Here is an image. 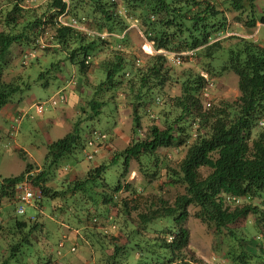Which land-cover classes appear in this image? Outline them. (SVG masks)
<instances>
[{"label":"trees","instance_id":"obj_1","mask_svg":"<svg viewBox=\"0 0 264 264\" xmlns=\"http://www.w3.org/2000/svg\"><path fill=\"white\" fill-rule=\"evenodd\" d=\"M40 1L0 0V7L9 4L0 11V111L28 88L23 81L31 80L28 69L35 65L39 75L33 82L47 87L56 79L63 85L56 98L69 100L64 88L70 86L80 117L70 132L47 146L41 167L28 163L19 151L27 162L25 169L0 180V197L16 200V186L27 181L40 193L33 209L50 202L53 212L66 210L80 224L74 226L98 249L97 264H146L142 251L150 257L147 264H212L196 259L189 246L185 227L189 207L213 230L218 247L236 242L237 248L226 256L230 264H264V42L233 36L212 42L226 26L215 0H67L65 20H74L85 30L58 22L67 8L62 0L26 8ZM254 1L228 0L227 6L238 13L250 11L254 18L247 27L251 28L259 14ZM263 13L258 15L262 27ZM133 22L161 53L145 61L136 55L128 45L127 29ZM13 46L16 52L10 50ZM187 51H193L192 60L180 55ZM189 61L198 68L186 66ZM10 66L14 75L6 80ZM222 72L236 76L238 96L231 102L211 99L205 107L207 79ZM107 105L115 110L114 116L122 107L130 111L125 148H110L111 158L104 164L60 168L61 160L86 145L97 156L99 146H110L111 135L120 128L116 118L110 136L91 126L85 141L81 126L83 121L98 122ZM143 117L146 127H141ZM161 149L184 152L175 166L169 164L172 159L164 162L165 179L183 190L171 202L153 189L162 175L157 171ZM85 157L92 159L89 154ZM119 159L118 182L108 187L104 172ZM131 161L140 169L144 162L152 168L144 173L145 185H122ZM81 170V177L74 175ZM57 175L54 189L47 182ZM122 189L120 199L116 194ZM115 207L117 215L111 216ZM249 216L254 233L248 239L238 238L237 223ZM7 217L0 218V242L6 243L0 264H57L63 254L61 243L42 239L45 224L40 225L36 216L27 222ZM167 218L172 219L171 227L148 230L151 223ZM111 232L119 235L114 242L107 240Z\"/></svg>","mask_w":264,"mask_h":264},{"label":"rangeland","instance_id":"obj_2","mask_svg":"<svg viewBox=\"0 0 264 264\" xmlns=\"http://www.w3.org/2000/svg\"><path fill=\"white\" fill-rule=\"evenodd\" d=\"M45 1L46 0H41L40 2H38L37 5L35 4L26 8L36 7L40 4H43ZM216 1L218 3L220 2V18H223L225 20L226 26L224 33L217 36L215 39L212 40V42L220 41L224 38L231 36L242 39H252L261 43L264 42V27L261 26V23L258 20V15L264 12V0L254 1L255 10L259 14H256L255 16V27L251 28L247 27V23L250 21V19L254 18L250 11L244 10L243 12L238 13L231 10L230 7L227 6L228 0H215V2ZM7 6H9V4L1 6L0 11L1 9H4ZM133 26L131 27L132 29L129 28L130 30L128 36V45L131 47L132 50H134L136 55L142 61H145L146 57L153 53V49L151 45L147 43L142 31ZM259 28L263 30H260V32L258 33ZM44 43L46 42L44 41ZM146 44H149L150 47ZM15 47L16 46H13L12 48H10V50L16 52ZM150 48L151 53H148ZM186 66L195 67L196 65H194L193 61H189V64H187ZM196 67L198 68V66ZM28 71H30L31 80L28 82L23 81L26 86L29 85L28 88H25L19 93L15 94L10 102H17V104H19V109L20 111L24 112V117L20 121H10L7 122V124L4 123L3 118H0V180L20 175L24 171L27 162L32 165L35 164L38 167H41L44 164L47 146L52 142L64 137L68 132H70L73 128V125L80 117L79 109L71 106V101L69 102L68 100H66L65 104L60 105L56 108H53L46 104L45 111L41 115L36 114L33 107H31V109H28L29 107L27 102H29L31 105L37 101H47L55 94L57 90L63 87V85L60 84V82L56 79L51 80L50 84L47 87H43L39 83L33 82L39 75V69L35 65L31 68V70L29 68ZM9 75L5 77L6 80L7 78L9 79L14 75L11 72V66L9 68ZM212 79L214 80V82L213 86L209 90V94L213 102H231L238 96L237 78L233 73H218L213 76ZM64 92L67 95V98L71 99L70 86L65 87ZM170 94L174 95V91L170 92ZM63 110H66L65 114L61 113ZM116 113V116H114L115 110L111 107L109 108V105H107L102 115L99 117L98 122H81V126L83 128L82 136L86 141L87 130L91 126H94L96 130L101 131L110 136V131H112L110 126H112L113 124V118H116L117 123L120 124V128L115 130V132H113V135H111V139L109 140L110 146L105 144V146H101L102 151L100 153V156L104 155L107 158L97 156V153L93 154V149L86 145L84 147V150H78L72 157H68L67 159L64 158L63 160H61L60 168H63L66 165L74 168L91 164H104V161L106 159L111 158L112 152H110V148L117 150L125 148L128 143V139L130 138V111L128 108L122 107L118 110V112L116 111ZM58 115L61 120L59 119ZM144 118L145 117H143V120L141 122V127H146ZM60 121H62V123ZM19 151H23L25 153L27 162L22 160ZM171 153L173 154L171 155ZM183 153L184 152L179 149H161L159 150V152H157V171L158 174L162 175L161 178L153 182V189L154 193H160L163 198L168 200L169 202L173 201L175 197L182 193L183 190L181 188L175 187L173 184H171L165 179L164 162L167 159H172V162H169V164L171 166H175L176 163L183 156ZM86 154L91 155L92 159L88 161L85 157ZM121 163L122 161L121 159H119V161L110 164L106 168L103 178L105 179V182L108 187L114 188L117 184L118 177L121 172ZM143 166L144 168L140 169L137 162L131 161L129 168L130 174L127 180H121L122 185L124 186L126 183H136L142 186L145 185V183H147L148 181V178H146L144 173H151L152 168L150 167L149 163L146 162H144ZM82 173V170L81 172H77L75 174L73 172L72 176L74 174L76 176L81 177ZM206 173V170L201 171V174L203 175H205ZM61 175H64V173H61ZM57 177L58 175L47 182L48 185L51 186V188H56ZM116 195L120 199H123V189ZM0 203L1 217L2 215L5 218L9 216L13 220L16 219L18 221L27 222L30 217L36 216L40 225H46L44 227V230L42 231L43 234H41L40 236L42 237V239L44 237L47 242H53L56 244L57 241L60 240V243L64 245V242L70 238L72 243L71 246H75L76 248V252L73 253L75 260L72 262V264H97V258L99 257L98 249H96L95 246H92L91 243L87 241V239L84 237L83 233H81L79 228H76L74 226L80 224L76 222L77 220L70 217L66 210L60 212L58 208L55 212H53L51 203L47 202L45 204L43 203L40 210H35L32 206H25V214L17 215L15 212L17 204H14L13 200H10L9 198L0 197ZM194 213L195 209L189 207V215L185 223V227L188 229L190 234L189 246L194 250L195 254L193 255L195 256V258L202 260L204 263L230 264V262L226 259V256L228 254V251H231V249L233 248H237L236 242L231 241L227 244H223L221 247H218L215 242L213 230L211 228H208L207 226L202 224L197 218H195ZM110 215H117L116 207L113 208ZM2 223L3 222H0V224ZM171 225V218L157 220L149 225L151 226V229L148 230L153 231L157 228H161L162 226L169 228L171 227ZM254 230L255 226L253 224L252 217L249 216L245 220H242L237 223L235 233L238 238L242 236L248 239L251 238L252 234L254 233ZM116 237H119V235L115 234L114 232H111L109 236H107V240H109L110 242H114L115 239L117 240ZM65 246L66 249H62V252H69V248L71 246ZM143 246L145 247V245ZM5 249L6 243L3 244L2 242H0V258ZM56 250L57 246L55 245L52 247L51 252L54 256L56 255ZM131 253L132 252H128L126 254L131 256ZM141 257L146 264L147 260L150 261V257H148V255L146 254V251L141 252ZM56 263H58V261Z\"/></svg>","mask_w":264,"mask_h":264},{"label":"built area","instance_id":"obj_3","mask_svg":"<svg viewBox=\"0 0 264 264\" xmlns=\"http://www.w3.org/2000/svg\"><path fill=\"white\" fill-rule=\"evenodd\" d=\"M68 12V8H66V10L64 11L63 14H61L58 17V22L63 25V26H71L80 30H83L82 28H79L75 21L72 22H67L65 20V16L67 15ZM107 36V35H106ZM102 38L105 37V35L101 36ZM192 52H188V53H184L182 54L183 56H187V55H191ZM57 95L49 98L47 101L45 102H36L34 104V109L35 112L37 114H42L45 111V105L48 104L51 107H58L60 105L65 104L66 100L64 99V97H59L56 98ZM264 121V120H263ZM262 121V122H263ZM89 145H96L94 148L97 147L96 143H92V142H88ZM16 192H17V196H16V201L18 203V208H17V214L18 215H22L24 214V207L25 206H35L36 202L40 199V193L38 191L33 190L27 183V181H23L22 183H20L19 185L16 186ZM73 250V249H72Z\"/></svg>","mask_w":264,"mask_h":264},{"label":"crops","instance_id":"obj_4","mask_svg":"<svg viewBox=\"0 0 264 264\" xmlns=\"http://www.w3.org/2000/svg\"><path fill=\"white\" fill-rule=\"evenodd\" d=\"M69 102L71 101V106L75 107V99H69L68 100ZM28 103V109H31V105L29 102ZM19 104H17V102H13V103H9L7 104L5 107L2 108V110L0 111V118L2 119L3 118V121L5 124H7V122H10V121H13V117L14 115L17 113V111H20L19 109ZM66 110H63L61 113H64L65 114ZM61 115V114H59ZM58 115V117H59ZM59 119L61 120V118L59 117ZM62 123V121H60ZM38 123V122H37ZM36 123V124H37ZM0 216H1V213H0ZM1 218V217H0ZM71 239L69 238L68 240H66L64 242V247L63 249L65 248L66 249V246L65 245H69L71 246ZM63 255L61 258H59L58 263L57 264H72V262L75 260L74 259V256L73 254H70L69 252H62Z\"/></svg>","mask_w":264,"mask_h":264},{"label":"clouds","instance_id":"obj_5","mask_svg":"<svg viewBox=\"0 0 264 264\" xmlns=\"http://www.w3.org/2000/svg\"><path fill=\"white\" fill-rule=\"evenodd\" d=\"M63 1V3H65L66 4V6H67V8H68V2H67V0H62ZM74 21V20H73ZM134 26H133V25ZM77 25V24H76ZM79 28H82L83 30H85V28H83L82 26H79V25H77ZM135 27V28H137V25L133 22V23H131V25L128 27V29H127V31L128 30H130V29H132L131 27ZM130 28V29H129ZM78 30H80V29H78ZM102 35H105V37L104 38H106V37H108L109 35L108 34H101L100 35V37L102 36ZM107 35V36H106ZM102 38V37H101ZM147 43H149V42H147ZM150 44V43H149ZM151 45V44H150ZM151 47H152V45H151ZM152 49H153V47H152ZM188 52H192L193 53V51H187V52H184V53H188ZM156 53H161V51H159V52H156L154 49H153V53H151V55H153V54H156ZM184 53H181L180 55L181 56H183L182 54H184ZM187 56H189V59L191 58V56H192V54L191 55H187ZM175 56L174 55H171V59L172 58H174ZM204 77H206V75L205 74H202ZM207 81H208V85H207V87H206V89H205V91H204V97L206 98V102H205V107H209L210 106V101H211V98H210V94H209V90H210V88L213 86V82H214V80L212 79V80H208L207 79ZM53 96H55V95H53ZM52 96V97H53ZM37 102H45V101H37ZM36 102H34L32 105H31V107H33V109H34V104H35ZM34 111H35V109H34ZM36 113V112H35ZM44 113V112H43ZM42 113V114H43ZM37 114V113H36ZM38 115H41V114H38ZM24 117V112H22V111H17V113L14 115V117H13V122L14 121H20L22 118ZM101 147V146H100ZM97 148V147H96ZM17 204V207H16V209H15V212L17 211V208H18V203H17V201L16 200H14V204ZM36 206V205H35ZM35 206H32L33 208L35 207ZM0 207H1V203H0ZM24 209H25V207H24ZM25 212V211H24ZM16 214H17V212H16ZM18 215V214H17ZM23 215V214H22ZM188 230V229H187ZM77 232V231H76ZM76 234H78V233H76ZM189 236H190V234H189ZM63 247H64V245L63 244H61V247H60V249H61V251H62V249H63ZM73 249V250H72ZM76 250V248H75V246H71L70 248H69V253L70 254H73L74 253V251ZM59 255H63V254H59ZM213 264V263H212Z\"/></svg>","mask_w":264,"mask_h":264},{"label":"bare ground","instance_id":"obj_6","mask_svg":"<svg viewBox=\"0 0 264 264\" xmlns=\"http://www.w3.org/2000/svg\"><path fill=\"white\" fill-rule=\"evenodd\" d=\"M146 45H148V46L150 47V45H149V44H146ZM150 51H151V48L149 49V52H148V53H151Z\"/></svg>","mask_w":264,"mask_h":264}]
</instances>
